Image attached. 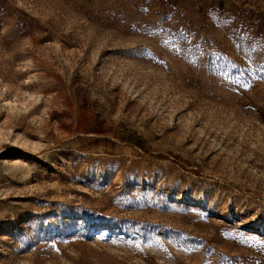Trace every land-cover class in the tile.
<instances>
[{
    "label": "rangeland",
    "instance_id": "1",
    "mask_svg": "<svg viewBox=\"0 0 264 264\" xmlns=\"http://www.w3.org/2000/svg\"><path fill=\"white\" fill-rule=\"evenodd\" d=\"M0 174V264H264V0H0Z\"/></svg>",
    "mask_w": 264,
    "mask_h": 264
},
{
    "label": "bare ground",
    "instance_id": "2",
    "mask_svg": "<svg viewBox=\"0 0 264 264\" xmlns=\"http://www.w3.org/2000/svg\"><path fill=\"white\" fill-rule=\"evenodd\" d=\"M1 181H2V175L0 174V198H3L8 193L9 188L7 187L6 184L1 183Z\"/></svg>",
    "mask_w": 264,
    "mask_h": 264
}]
</instances>
